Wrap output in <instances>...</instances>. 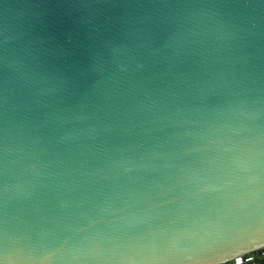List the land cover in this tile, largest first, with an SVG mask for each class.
Segmentation results:
<instances>
[{"label":"clouds","instance_id":"obj_1","mask_svg":"<svg viewBox=\"0 0 264 264\" xmlns=\"http://www.w3.org/2000/svg\"><path fill=\"white\" fill-rule=\"evenodd\" d=\"M65 4L94 41L87 69L51 30ZM0 69V264H159L150 244L114 240L160 233L166 251L189 224L264 210V0H0ZM98 71L103 87L81 86ZM206 150L223 163L189 161L198 198L183 224L117 209L91 225L68 211L107 173ZM14 200L41 206L21 218ZM222 241L235 245L224 264H264V221L229 225Z\"/></svg>","mask_w":264,"mask_h":264},{"label":"water","instance_id":"obj_2","mask_svg":"<svg viewBox=\"0 0 264 264\" xmlns=\"http://www.w3.org/2000/svg\"><path fill=\"white\" fill-rule=\"evenodd\" d=\"M5 2L18 4L23 3V0H5ZM58 2L60 0H53V4ZM67 9V4L62 9H54V14L49 17L54 22V28L51 30L61 40L66 41L68 36H71L75 55L70 62L74 63L77 69H87L94 41L89 40L86 34L72 22L66 14ZM53 63H63V60ZM3 75L4 72L0 69V78ZM107 75L108 73L99 71L89 73L86 78L82 77L79 83L83 87L100 81L103 87ZM116 86L127 88L129 85L121 80ZM193 146L204 147L199 143ZM131 151H142V149H131ZM156 151L159 152V149ZM218 154L207 150L191 154L174 151L165 157H146L139 161L140 167L133 172L123 176L107 173L109 178L78 189L79 198L75 203L68 202L70 205L68 211L80 215L85 223L91 225L101 218L111 219L112 213L117 209L122 210L125 215L145 210L162 218L156 223L176 219L178 223L183 224L184 220L181 218L187 216L190 206L198 198L197 191L188 180L189 161L194 158L205 159L208 167H216L223 163L222 159L216 158ZM101 175L105 174L101 173ZM12 205L13 213L21 218H27L26 215L29 213L35 214L36 208L41 206L39 201L25 200H14ZM132 218L129 216V219ZM248 221H264V210L256 212L254 209H247L244 214L225 210L216 216L213 222L202 220L197 224H189L187 231L178 233L175 238H169L166 251L161 248L164 237L160 233H155L147 241L139 238L123 241L115 239L114 246L127 243L140 249L148 243L161 258L159 264H224L225 261L233 258L232 252L235 247L232 243L226 244L222 241L229 225ZM143 227L147 228L149 225ZM106 231L113 233L114 236L122 234L116 226Z\"/></svg>","mask_w":264,"mask_h":264}]
</instances>
